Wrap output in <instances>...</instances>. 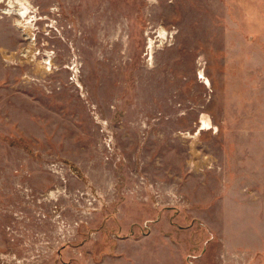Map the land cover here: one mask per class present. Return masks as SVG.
<instances>
[{"label": "rangeland", "instance_id": "374dc122", "mask_svg": "<svg viewBox=\"0 0 264 264\" xmlns=\"http://www.w3.org/2000/svg\"><path fill=\"white\" fill-rule=\"evenodd\" d=\"M263 246L264 0H0V264Z\"/></svg>", "mask_w": 264, "mask_h": 264}, {"label": "crops", "instance_id": "0c3cea01", "mask_svg": "<svg viewBox=\"0 0 264 264\" xmlns=\"http://www.w3.org/2000/svg\"><path fill=\"white\" fill-rule=\"evenodd\" d=\"M261 249H263V251H262ZM261 249H258V250H256V251H259L260 253H262V254L264 255V246H263V248H261ZM254 256L256 257L255 254H254ZM236 257H237V256H236ZM253 258H254V257H253ZM232 259H234V257H232ZM223 261H224V260H223ZM227 261H228V262H227L226 264H230V263H231V264H234V263H235L233 260H230V261H229V260L227 259Z\"/></svg>", "mask_w": 264, "mask_h": 264}]
</instances>
